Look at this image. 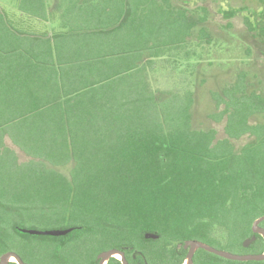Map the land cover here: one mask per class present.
Returning a JSON list of instances; mask_svg holds the SVG:
<instances>
[{"label":"trees","instance_id":"obj_1","mask_svg":"<svg viewBox=\"0 0 264 264\" xmlns=\"http://www.w3.org/2000/svg\"><path fill=\"white\" fill-rule=\"evenodd\" d=\"M154 2L163 3L154 6ZM169 2L172 0L55 2L63 24L106 31L113 42L102 58L107 66L106 77L99 80L102 91L96 90L93 82L82 93L67 94L59 106L25 113L26 117L55 118L51 124H38L40 130L51 132L52 138L41 133L39 137L13 139L30 156L53 167L73 161L70 174L53 167L48 170L39 161L12 169L11 165L17 166V161L11 160L16 155L6 138L0 137V194L5 198L0 199V205L6 203L0 207L2 219L12 213L64 218L69 222L67 229L72 228L66 234L75 231L78 235L58 244L60 252L70 245L91 242L95 247L89 264H98V255L113 248L123 251L130 264H183L189 239L232 253L264 252V237L253 231L254 221L264 215V97L262 93L248 94L253 80L241 70L235 79H228L223 87L216 85L212 92L214 111L209 117L224 123L225 135L219 137L216 126H196V85L206 84L204 76L211 72L202 63L208 55H198L197 49L209 52L207 44L212 53L216 47L222 50L220 40L226 31L218 33L208 27V6L184 9L187 14L175 17L164 4ZM257 2L259 7L243 16L249 37L258 40L253 45L260 47L264 46L259 41L264 42V0ZM46 3L19 0L18 9L45 19ZM259 17L263 20L256 24ZM233 26L229 22L226 28L236 35ZM163 27L169 30V36L167 31L165 34L169 43L152 46L158 40L155 32ZM20 32L0 6V52L3 37ZM162 46L169 47L172 55L181 48H186V57L197 53L201 64L184 63L183 67L181 61L157 60ZM146 51L151 58L145 57ZM243 54L251 56L252 48L248 46ZM150 69L175 76L174 86L165 89L150 83ZM210 75L208 79L214 77ZM82 134H90L92 139ZM244 135L250 140L236 147ZM260 226L264 227V220ZM4 227L0 224V258L13 250L11 234ZM13 230L23 232L17 222H13ZM146 233L158 236L146 239ZM253 235L256 240L245 246L244 241ZM52 261L50 258L49 264ZM107 264L123 262L112 257ZM194 264H264V260H230L198 249Z\"/></svg>","mask_w":264,"mask_h":264},{"label":"crops","instance_id":"obj_2","mask_svg":"<svg viewBox=\"0 0 264 264\" xmlns=\"http://www.w3.org/2000/svg\"><path fill=\"white\" fill-rule=\"evenodd\" d=\"M58 1L47 0L44 6L45 19L17 10L18 3L14 9L9 6L12 12L7 11L10 12L11 17H14L11 20L13 25L21 31L18 35H5L1 42L3 50L0 52V137L6 138L8 148L16 155L13 159L11 158L12 163L14 160L17 161V166L11 165L12 169L20 168L23 163L29 164L32 161L44 163L48 170H52L53 167L49 162L30 156L22 147L14 143V138L39 137L41 133L46 139L52 138L51 132L40 130V128L42 124L53 123L55 118L43 115L26 117L27 113L38 107L45 109L49 106H59L58 103H61L65 96L67 98V94L82 93L93 82L97 84L96 90L99 88L103 90V83L99 84V80L103 81L106 77L107 66L102 58H106L103 54L107 48L113 47V42L108 40V32L70 28L73 20L70 21V25L63 24L60 12L55 8V2ZM199 5L202 4L197 6ZM154 13L155 11L153 15ZM166 31L169 36V30H166V27L155 32L154 37L159 41H153L152 46L155 42L158 45L164 42L169 43L170 39L166 38ZM156 33H164V35L158 37ZM161 49L163 52L156 58L157 60L162 61L166 58L186 62L183 60L186 59V48H181L174 55L169 51V47L162 46ZM147 56L148 59L151 58L148 51L145 53V57ZM242 56L245 55L242 54ZM229 68L227 72L229 79H235L239 71L246 70L249 76L247 78L251 77L255 80L253 76L256 74L253 75L252 66L237 67L236 72L232 69V65ZM162 77H165V74L155 73L150 69V75H148L150 83L164 80L165 78ZM19 114L24 116L19 117ZM38 124L41 125L38 126ZM111 138L112 136H109V139ZM85 139L89 140L92 137L86 134ZM0 151H2L1 147ZM22 154L25 157H22ZM74 164L71 161L53 168L63 174H70ZM0 199L5 198L0 194Z\"/></svg>","mask_w":264,"mask_h":264},{"label":"rangeland","instance_id":"obj_3","mask_svg":"<svg viewBox=\"0 0 264 264\" xmlns=\"http://www.w3.org/2000/svg\"><path fill=\"white\" fill-rule=\"evenodd\" d=\"M17 3H19V0H0V6L5 11L12 12L11 8L14 9V7H17ZM162 3L163 2H154L153 5L159 6ZM164 4H167V8L169 7V11L174 14L173 16L175 17L176 14L179 13H181V15L187 14L183 12L184 9L186 10L189 8H193L198 4L207 5L209 12L211 13L209 17L211 20L206 22V24H208V27L210 29L218 30V33H223V31H226V36L223 35L221 37V40L218 39V36L215 38L216 41L220 40L223 46L222 50H218L216 47L215 49H213L214 52L212 53V50L210 49L211 47L207 44H205V47L206 49H209V52H205L200 48L197 49L198 55H208L207 59H205V61H202V63L205 64V69L209 68L211 72L209 73L208 70L206 73L207 76H204L207 79L206 84L200 85L199 83L198 86L196 85L198 93V104L195 111L196 126L201 128H211L212 126H216L219 132V137H223L225 135L224 123H216V121L210 119L209 114L214 111V104L212 101V92H214L213 90H215L214 87L217 85L219 88V86L223 87L225 85L224 83L229 79L227 72L229 71V67L231 65L232 69L235 72L237 71V67L252 66L253 75L257 74L258 77L253 80V87H249V89H247V92L248 94H254L255 92L262 93V96L264 97V46L259 47L253 45V43L256 44L258 40L253 38V36H251V38L249 37V34L251 33L248 34V29L245 26L246 20L243 16V14H248V11L250 12L252 8L254 9L256 7H259V3L257 2V0H172V2ZM9 6H11V8ZM148 11L150 15L152 9L149 8ZM10 18L11 20H13L14 17H11L10 14ZM254 19H256V17H254ZM262 20L263 19L259 17L255 23L258 24L262 22ZM229 22H233L234 26L232 27V29L236 31V35L233 32L228 33V30L231 29L226 28ZM248 37L253 42H250V39ZM259 41L261 42V45H264V42H262L263 40ZM248 46L252 48V55H246L244 56V58H242V54L245 48H247ZM187 47L191 48V44L189 42H187ZM197 53L196 55L185 57L186 59L183 60H186V62L184 63H200V56L198 57ZM250 57L251 59H249ZM210 61L213 62L212 67L208 66ZM249 62L250 64L248 65ZM188 70L190 69L187 68V71ZM211 73H213L214 77L208 79V77L211 76ZM162 78L165 79H162L158 83L155 82L154 84L165 89L174 86L175 80L174 83L170 81L174 78L172 79L169 76H165ZM258 81L259 85L257 84ZM256 84L257 86H255ZM249 140V136L244 135L236 141V147H243ZM22 157H25V155L22 154ZM5 205L6 203L3 202V206ZM3 206L0 205V207L2 208ZM13 222H17L23 229H36L40 231L51 229H67L69 222L62 217L58 218V216L33 217L31 216V214L17 216L15 213H12V215L7 218L4 217L3 219L2 216H0V224H3L6 231L11 234L12 241L10 243V246L11 248H13L12 251L21 253L22 256H24L28 260H31L32 264H49L50 258L53 259L52 264H89L92 255L94 254L93 248L95 246L88 241H84L75 246L70 245L66 250L60 252L61 250L58 248V244H60L62 241H68L74 236L76 237L78 235V232L76 233L75 231H73L69 234L64 235L63 237L60 236L61 238L28 235L23 234V232H15L13 230ZM83 255L85 257L84 259L82 258ZM67 256H72L75 261H78L75 263L70 262L72 257L68 258ZM47 257H49L48 260ZM64 260L66 261L64 262Z\"/></svg>","mask_w":264,"mask_h":264},{"label":"water","instance_id":"obj_4","mask_svg":"<svg viewBox=\"0 0 264 264\" xmlns=\"http://www.w3.org/2000/svg\"><path fill=\"white\" fill-rule=\"evenodd\" d=\"M264 220V215L259 216L253 223V231L255 233H259L264 237V227L260 226L261 221ZM72 228L68 229H62V230H57V229H51V230H46V231H40L36 229H23L21 230L24 233H29L32 235L35 234H40V235H52V236H62L68 233ZM158 235L152 234V233H146L145 238L146 239H151L155 238ZM256 240V236L253 235L251 238H247L244 241V245L249 247L254 241ZM185 249H187V256L183 264H194V254L196 250L198 249H205L209 252H213V254H216L220 257L227 258L230 260H239V261H260L264 260V252L263 253H256V254H247V253H232L229 250L226 249H219L216 247H213V245H210L208 243L196 240V239H189L185 242L184 245ZM11 257H15L17 259L18 264H27L22 260V257L13 251H9L7 253H4L1 258H0V264H9V261ZM112 257H116L121 259L123 264H130L129 261L126 259L125 253L121 250L118 249H107L102 251L99 255L98 258L100 259L99 264H107L108 260H110Z\"/></svg>","mask_w":264,"mask_h":264},{"label":"flooded vegetation","instance_id":"obj_5","mask_svg":"<svg viewBox=\"0 0 264 264\" xmlns=\"http://www.w3.org/2000/svg\"><path fill=\"white\" fill-rule=\"evenodd\" d=\"M99 259V258H98ZM13 262H17V261H13L12 259H10V261H9V264H11V263H13ZM100 263V259H99V262H98V264Z\"/></svg>","mask_w":264,"mask_h":264},{"label":"bare ground","instance_id":"obj_6","mask_svg":"<svg viewBox=\"0 0 264 264\" xmlns=\"http://www.w3.org/2000/svg\"><path fill=\"white\" fill-rule=\"evenodd\" d=\"M11 259H12L13 261H17V259H16L15 257H11Z\"/></svg>","mask_w":264,"mask_h":264}]
</instances>
